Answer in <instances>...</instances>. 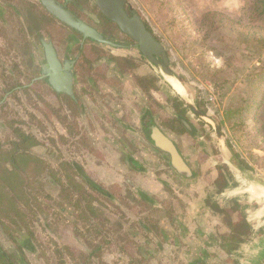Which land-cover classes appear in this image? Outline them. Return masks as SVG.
<instances>
[{
  "label": "rangeland",
  "instance_id": "1",
  "mask_svg": "<svg viewBox=\"0 0 264 264\" xmlns=\"http://www.w3.org/2000/svg\"><path fill=\"white\" fill-rule=\"evenodd\" d=\"M251 1L253 0H128L127 7L130 9L131 6V10L134 9L140 13L156 37L163 43L169 57L168 65L171 74L167 73L161 64L156 63L149 67L144 64L139 68V72L143 76L148 74L152 68L161 75L159 91L161 98H157V96L153 98L152 92L146 89L145 93H141L137 78L131 77L128 80L124 78L121 81L113 77L110 70L96 68L103 73H109L104 76L97 75V82L95 81L97 87L90 88L89 84L87 85L85 82L86 91L79 89L81 96L86 97L85 103L88 105L80 107L79 126L75 125L73 129L68 127L71 134L69 138L62 136V133L65 134L67 129L63 128L60 123L58 105L53 102L51 105L44 102L42 98L45 95H41L38 85L35 86V94L30 95L22 91L17 94V97L10 95L6 98V105L0 107V141L5 144V147H9L8 135L14 136L15 134L12 132L11 121H18L16 124H22L32 130L42 140L41 144L33 147V152L42 155L48 166L43 173L38 172L33 166L27 169L30 182L36 189L32 195L36 194L37 201L42 202L38 207L34 200V206L31 205L32 209L28 207L30 205L21 204L29 219L26 224L29 230L33 231V239L39 246L37 253H26L27 257L32 260L31 264H60V249H63L64 253H68L67 248H60L64 244L72 248L65 255L67 258H71V256L80 258V249L87 247L88 244L91 248L97 243L100 244V247L95 253V260L102 258L106 264H197L190 259L192 248L181 245L182 240L180 241L181 234L179 233H183L182 224L180 221L174 220L171 225L169 219L172 215L179 217L185 213L184 204L187 202L186 197L190 189L186 190L182 184H177L172 180L171 185L169 183L168 185L172 186L171 195L173 197L166 198L165 201L162 200V204H159L161 207L154 208L146 202H140L137 195L127 191L128 186L121 182V177L123 179L125 177L119 173L120 166L125 169V156L131 165L128 157L130 155L139 162H145L146 170L160 171L169 168L164 158L157 157L153 161L151 157H147L145 160L140 157L142 151L145 150L152 151L156 156L159 153L153 149L147 139L146 131L139 134L141 129L134 124V117L138 113L140 114L141 110L142 114L147 108L153 107L154 117L164 123V127L180 141L186 153L193 154L196 162L200 163L199 169L204 163L207 152L214 159L216 156L218 159L222 156L221 138L232 160L237 162L242 156H245L255 167L261 168L263 171L264 42L256 45L261 46L262 49H253L251 52L246 46L253 44L252 37L243 38L245 36L240 34L264 36V14L261 16L257 13L258 11L253 14L249 8ZM10 2L12 1L0 0L1 25L3 24L2 19L8 21L9 26L4 28L10 31L14 42V47L10 46L11 42H0V94L7 87V81L10 83L19 80L27 81L28 76L38 73L40 66L37 60L39 61L42 56L39 40L34 35L32 45L31 42L16 39L20 33L16 29L21 27V20L8 5L11 4ZM12 4L22 8L24 14L28 15L27 21L32 25V21H35L31 17L33 9L29 10L22 2L15 1ZM78 5L79 13L87 20L93 21L91 14L96 11L94 1L80 0ZM263 8L264 2H261L258 10L261 11ZM209 10L217 11L222 19L218 20L214 35L205 38L207 27L200 26L199 19ZM223 23H226L227 26H224ZM228 25L233 26L235 30ZM46 26L45 30L44 28L41 30V33L47 39L59 41V37L64 33L68 35L69 31L66 28L60 30L57 23L48 22ZM0 38L2 39L1 32ZM118 38L117 43L124 44L123 42L127 41ZM111 39L116 40L114 37ZM60 41L56 42L59 50L61 49L64 54L68 53L67 42ZM33 44L37 45V54L33 50ZM73 44L77 46L78 42ZM113 50L125 52L122 48H113ZM31 57L35 60L34 63L31 62ZM16 61L20 62L18 63L21 65L19 70L14 68ZM250 71L256 74L263 73V77L258 80L259 101L248 113L247 126H243L239 123L238 114L229 110L233 108L232 105H239L237 98L245 93L244 89L246 88L243 85V80L247 78L246 73ZM144 72L145 74H143ZM5 74L12 77L9 76L7 79ZM80 79L77 78L78 82ZM172 79L178 80L185 87L186 98L190 99L198 110L205 113L203 119L200 120L193 110L187 109L186 113L195 122L200 124L206 122L208 125L207 128L210 129L212 137L204 138L207 141L205 144H201L200 141L191 139V137L185 142L184 137L190 136L189 133L175 119L176 115L162 106V102H160L162 98L171 99L177 96L175 87L170 83ZM146 80L148 81V79ZM84 84L82 83L83 87ZM210 94L216 96L213 103L208 99ZM34 102L40 106H34ZM172 103L176 106L175 101L171 99ZM170 108L174 109L173 106ZM137 111L139 112L137 113ZM123 121L133 125L136 131L138 128L139 131H128L121 124ZM218 126L221 135L217 131ZM228 143L234 151L229 149ZM202 145H206L208 151ZM4 156L5 154L1 152L0 168L6 162L3 160ZM60 156L67 160H75L80 165L81 172L104 189L101 190L102 192L91 191L95 201L104 210V216L97 218L99 221L104 218L109 220L104 227L102 225V231H97L101 227L98 225L95 228L89 227L90 231L86 229L80 234L75 228L77 219L75 221L68 217L69 210L60 212L59 202L66 200L60 195ZM238 162L240 163V161ZM245 169L244 172L250 173V167ZM49 170L55 171L56 176L51 175ZM257 172L259 175L261 174L260 170ZM62 173L65 174L68 171L64 169ZM40 178L44 182L43 188L39 187L38 179ZM61 178L66 179L64 175ZM168 185L163 184L161 187L169 190ZM74 194L75 197L82 195L78 190ZM131 194L136 196L135 199L130 196ZM7 208V203L1 205L0 211L3 216L7 212ZM221 217L223 218V216ZM3 218L9 224L10 232H14L16 235L21 233L20 227L24 225V222L21 221L18 224L10 218ZM157 220L162 222L165 220L162 227L160 226L164 229V233H168L172 229L174 233H177V236L175 234L176 242L172 244L171 249L163 247L162 243L158 244L160 240H155L150 236V231L154 233V231L160 230ZM140 221H143L150 230H143L139 224ZM8 232L9 229L5 231L0 226V241L7 243L10 249H14L13 244H8L10 237ZM198 235L204 243L196 247L201 254V261L198 264H238L240 262L238 259H235L238 260L237 262L234 259L218 256L215 238L208 240L204 235L200 233ZM92 238H96L94 243L87 241ZM82 239L84 241L80 243ZM207 241H210L211 244L208 245ZM75 245L79 248H75ZM154 246L157 247L156 250H154ZM173 246L176 248L174 251ZM202 250L206 251L202 252ZM97 261L99 262V260ZM256 263L264 264V259L262 261L258 259ZM96 264L98 263L96 262Z\"/></svg>",
  "mask_w": 264,
  "mask_h": 264
},
{
  "label": "trees",
  "instance_id": "2",
  "mask_svg": "<svg viewBox=\"0 0 264 264\" xmlns=\"http://www.w3.org/2000/svg\"><path fill=\"white\" fill-rule=\"evenodd\" d=\"M10 1L12 2H10L11 4H8V5L12 9L13 13H15L19 18L20 17L23 18L25 14L22 11V8H18L15 6V4H12L15 1L25 3L29 10L31 8L33 9L34 12H38L37 14H35L36 23H39L44 26V24H46L50 20V17L48 15H46L42 10L38 9L37 3L33 0H10ZM261 2H264V0H253L249 3V8L251 12H253V14L256 13L257 11H258L257 13H259V15L261 16L264 14V8L261 11L258 10ZM94 8L96 9V12L99 14V17L103 19V21H107L109 24H111L112 26L111 30H115L118 27L116 23L109 20L101 12V10L99 9L96 3H95ZM129 11H131V6H130ZM221 19H222V16L215 10H209L206 13H204L203 16L200 17L199 25L202 27L203 26L207 27L206 35L204 36L205 38H208L214 35V32L217 29V22L218 20H221ZM2 22L3 24L1 25V21H0V32L2 34V40L3 42H11L10 46L14 47V42L12 41V36H11L10 31L4 28V27H8L9 23L7 20H4V19H2ZM20 24H21V27L16 29L17 31L20 32L18 36L16 37V39L20 41L29 40L30 38L28 37L27 31L25 28V25H27V23L25 21L23 22V20L21 19ZM223 24L224 26L225 25L227 26L226 23H223ZM146 25L152 31V29L149 27L147 22H146ZM228 26H231V25H228ZM230 28L235 30L233 26H231ZM240 34L241 36H245L243 38L252 37L251 42H253V44L252 45L248 44V46H246L251 52L253 51V49H258V50L262 49L261 46L258 47L256 45H258L261 42H264V36L256 35V34H252L250 36L248 34H243V33H240ZM128 38H129V42H134V40L131 37L128 36ZM132 54H135V53H132ZM129 62L130 61L128 60L126 64ZM20 67H21L20 64H18L17 62L14 63L15 69L19 70ZM122 70L127 71L128 68L123 67ZM246 75H247V78L243 80L244 81L243 85H245L244 87L246 88L244 89L245 93H243L240 96V98H237L239 100V105L236 106L234 104L232 105L233 108L229 110L230 112H234L235 114H238L239 123H241L243 126L244 125L247 126L248 113L251 111V109H253L254 105L257 104L256 102L259 101L258 100L259 99L258 98L259 96L258 80H260L263 77V73L256 74L255 72L250 71L246 73ZM9 76L11 75L5 74V78L8 79ZM144 80L142 81L143 86L149 89L152 85V82L151 83L147 82V80H145L144 82ZM30 81H31V78H29L27 82H23L19 80L17 82L10 83L7 81L6 82L7 87L3 90V93L0 94V107L6 105L7 103L6 98L9 97L10 95H15L17 97V94L22 91H26L27 93L28 91L30 92V89H32V86L28 85ZM40 81L43 82V79ZM57 96L58 97L56 98L60 100V95H57ZM171 99H168L165 97L162 98L161 100L162 106H165L166 109H168L170 112H173L176 115L175 119L177 120L178 119L177 115L185 114L187 109L190 108V106L187 101H185L183 98H181L178 95L173 98V101H175L176 106L173 105V103L171 104ZM74 105L76 109V105H77L76 101ZM171 106H173L174 109H171L170 108ZM14 122L16 123L17 121L16 120L11 121V126H12L11 128H12V132H15V134L14 136L9 137L7 140L9 147L8 146L5 147V144L0 141V154L1 152L2 154H5V156L3 157V160L6 161L4 166L0 168V208H1V205L4 203H7L8 205V208L6 210L7 212L4 214V216L1 214V211H0V226L5 231L9 229L8 233L10 237L8 238L9 240L8 244H13L14 249H10L7 243L6 244L1 243L0 241V264H31L32 260L27 257L26 253L27 252H30L32 254L37 253V251H39L38 250L39 246L33 239L34 237L33 231L29 230L26 224V222H29V219L26 217L25 210L23 207H21V204L27 205V206L30 205L28 207L32 209L31 205L34 206L33 204L34 200L36 202L35 205L38 207H40L39 204H41L42 202H40V200L39 202L37 201L38 198L36 194L32 195V192H34V190L36 189H34L35 186H33V184H31L30 182L27 169L33 166L34 169H36L38 172L43 173L46 171L48 166L45 161V158L33 152V147L41 144V141L38 139V137H36L34 133L27 132L21 126H15ZM160 126L162 130L165 131L164 123H161ZM228 146L230 150L234 151V149L229 143H228ZM160 150L164 156L166 153L170 155L169 152H166L162 149ZM233 161L237 165L240 164L239 165L240 167H244V168L250 167L244 159L240 158L238 160L240 161V163L237 161L239 164L235 160ZM169 165L171 166L170 162H169ZM223 165L216 166V170L214 173L212 172V176H211V178H214V183L218 185L219 189H223L224 187H226L228 183H230L231 180L233 179L232 173L228 169L227 171L220 170L223 167ZM79 167L80 165L76 163L74 160L60 159V165H59V168H60L59 182H60V190H61L60 195H62L63 199H66V200L59 202L60 212L69 210L68 211L69 215L68 214L67 215L68 217H71V220L76 221L77 219L75 228L80 234H82L81 232L83 230L87 229V231H90L89 227L95 228L98 225H101V227L97 231H102V225L104 227L105 223L108 222L109 220L104 218L102 221L101 220L99 221V218H97L99 216L100 217L104 216V213H103L104 210H102L101 209L102 207L99 206L98 202L95 201L96 199L94 198V195L92 194L91 191L96 190V191L102 192L101 190H104V189L101 186H99L97 182H95L93 179L88 177L85 173L81 172ZM224 168L226 169V165H224ZM64 169H66L68 173L63 174L62 170ZM49 172L53 176H56L57 174L53 170H49ZM63 175L66 178L65 180L61 178V176ZM185 180L187 183H193V184L196 183L195 182L196 178L195 179L185 178ZM38 181L40 182L39 187L43 188L44 182L42 181V179L40 178L38 179ZM176 182L177 184L179 183L182 184L178 180ZM77 190L80 191L82 195L75 197L74 193ZM192 193H193L192 195H194V201L198 203V201L202 199L203 195L201 194L200 190L196 188V186L193 187ZM139 194L140 196L139 197L137 196V198L139 199L140 202H147V203L151 202L150 197L142 193H139ZM130 196L131 197L133 196V198L135 199L133 194H131ZM110 198L113 199L112 197ZM85 199L87 200L86 202L84 201ZM189 205H191V203ZM196 205L197 204L192 205V209L193 208L194 209H193V212H191V214L193 213V215L199 213V208L198 207L195 208ZM239 206L240 205L235 203V205H233L232 207L228 209H223L224 222H228L230 229L224 232H220L219 235L216 236L217 238H215L216 243H219L221 247L223 246V250H224V253L222 254H220L219 250H217L218 252L217 251L216 252L219 254L218 256H222V257L230 259L231 257H229L228 255H230L231 251L235 248V246H237L238 242L242 241L249 233V224L245 220L243 214H238V216L235 219L232 217L233 211L234 212L240 211L241 207ZM3 217L10 218L12 221L18 224L21 221L24 222V225L20 227L21 233L16 235L14 234V232H10V226ZM140 226L142 227L143 230H146V231L149 230L147 226H144V225L142 226L141 224ZM103 231H104V228H103ZM180 237L184 243L189 244L192 248L190 259L193 260L194 263H199L201 261L200 260L201 254L197 250L196 247L198 245H202L201 239L199 237L198 238L194 237L193 238L194 244H192L193 241L190 238L186 237L185 234H183ZM95 239L96 238H92L91 240L88 239L87 241L94 243ZM82 241L84 240L82 239L80 243H82ZM63 247L68 249L67 250L68 253L72 249L71 247L70 249L69 246L66 244H64V246L61 245L60 248H63ZM99 247H100L99 243L94 244L93 246H91V248H89V244H88L87 247L80 249L81 250L80 258H76L75 256H71V258H67V256L65 255H67L68 253H64L63 249H60V264H96V262L98 264L100 263L106 264L105 261H103L104 259L102 258L97 259L99 260L100 263L97 260H95V253L97 252ZM75 248L78 249L79 247H76L75 245Z\"/></svg>",
  "mask_w": 264,
  "mask_h": 264
},
{
  "label": "crops",
  "instance_id": "3",
  "mask_svg": "<svg viewBox=\"0 0 264 264\" xmlns=\"http://www.w3.org/2000/svg\"><path fill=\"white\" fill-rule=\"evenodd\" d=\"M170 83L171 85H173L171 81ZM160 85L161 84L159 81L156 87L155 85H153L152 88L148 90L152 92L153 98L154 96H157V98H161L159 92L161 88ZM138 88L141 89V93H145V89H142L140 87ZM175 93H176L175 95L180 96L188 103H192L190 99L186 98L187 96L185 94L178 92L177 89ZM147 109L142 114H141L142 110L140 111V114L138 113L139 111H137L138 115L134 117L135 118L134 124L137 127H139V129H141V131H139L137 128L139 134L144 133L145 127L148 128L153 121L158 122V119L154 117V108L151 107L150 109L149 108ZM193 123L195 124L196 122L193 121ZM121 124L125 126L128 131L131 130L132 132H137L133 128V125H130L125 121L121 122ZM208 134L209 132L207 133V135ZM169 136H173V135H171L169 132ZM203 137H204L203 135L200 136L199 140L204 139ZM210 137H212V135ZM189 139L190 136L184 137L185 142H187V140ZM221 140L222 139L220 138V145H221L220 150L222 156H220L219 159L217 158L218 156H216V159H214L212 158L213 156H209L207 152V155L204 157V163H202L200 169L198 168L200 166V163L196 162L195 160L196 158H194L193 154L191 152L186 153L184 151L185 148H183L180 144V141H178V144H180L179 145L180 149L187 158L188 163H190V165L195 171L194 175L192 173H190V175L188 174L186 175V177H190V179L196 178V181L194 180L196 183L194 184L187 183L186 180L184 181L182 178L184 176H180L178 173H176L175 170L172 167H170L168 163V158L164 156L160 150L156 149V147L153 146H152L153 149H156L159 152L157 156L154 155L152 151L145 150L142 151L140 157H143L142 158L143 160H145L147 157L148 158L151 157L153 161H155L157 157L164 158L169 168L168 169L164 168L163 170L160 171L157 170L154 171L149 169L146 170L145 162L143 161L139 162V160H135L130 155H128L131 165H129L128 158L127 156H125V162H126V166H124L125 169H123V167L120 166L121 171L119 172L122 173V176L125 177V179L121 177V182L122 184L124 183L123 185L128 186L127 191H129V193H134L135 195L138 194L137 195L138 197L140 196L139 193H142L150 197L151 202L150 203L146 202V203L153 207L156 206L161 207L159 204H162V200L163 201L166 200L168 194H170L169 197H173V195H171L172 186H169L171 185L172 180L173 181L178 180L182 183V187H185L186 190L190 189L189 190L190 192L187 193V197H186L187 202L186 204H184L185 213H183L179 217H174L172 215L169 217V219L171 225L173 224L174 220H176V222L180 221V224H182L181 226L183 233L186 235V237L190 238L193 241L192 244H194L193 238L194 237L198 238L200 236L198 235V233L204 235L209 240L210 238L211 239L217 238L216 236H218L220 232L229 230L230 228L228 222H224L223 209H228L233 205H235V203H237L238 205H240L239 207H241L240 211L239 212L233 211L232 217L235 219L238 216V214H243L245 220L249 224V233L242 241L238 242L237 246H235V248L231 251L230 255L228 256L231 257L230 259H234V261L238 262L239 260L240 262H238V264L239 263L257 264L256 261H258V259L259 260L261 259V261L264 259V169L263 171L261 168L258 169L245 156L244 157L242 156L241 159H244L250 165V173L244 172L245 168L240 167L239 165L234 163L230 154H228L226 148L224 147L225 144L223 140L222 142ZM111 141L113 140L111 139ZM149 142L152 143L151 140H149ZM206 151H208V148ZM223 164L226 165V169L224 168ZM218 165H223V167L220 169L221 171H227L228 169L233 176L231 182L228 183V185L223 189H219L218 185L214 183V178H211L212 172L213 173L215 172L216 166ZM253 170L255 171L253 172ZM259 170L261 171L260 174L261 176L257 172ZM163 184H167L169 190H165L163 187H161ZM194 186H196V188L199 189L201 194L203 195L202 199L199 200L198 203L194 201V195H192ZM206 199L207 201L208 200L209 201L207 202ZM190 203L191 205H189ZM192 203L197 204L195 208L197 207L199 208L198 214L195 215H193V213L191 214V212H193L194 209V208L192 209V205H193ZM221 216H223V218ZM157 221L159 223L158 224L159 227L160 226L162 227V223L165 222V220L163 222L161 220H157ZM139 224H141L142 226L143 225L147 226L143 221H140ZM161 227L160 230L154 231V233L150 231V236H152L153 239L155 240L159 239L160 242L158 244L162 243L163 247H167L171 249L172 244L176 242L175 234L177 236V233L176 232L174 233L173 229L169 230L170 232L168 233H164L165 231ZM180 241H181V237H180ZM201 241L203 243V240ZM209 243L210 241H207L208 245ZM181 245L186 247H191L189 244L184 243L183 241ZM217 248L220 254L224 253L223 246L221 247L219 243H217ZM156 249L157 247L154 246V250ZM175 249L176 248L174 247L173 251ZM205 251L206 250L204 251L202 250V252Z\"/></svg>",
  "mask_w": 264,
  "mask_h": 264
},
{
  "label": "flooded vegetation",
  "instance_id": "4",
  "mask_svg": "<svg viewBox=\"0 0 264 264\" xmlns=\"http://www.w3.org/2000/svg\"><path fill=\"white\" fill-rule=\"evenodd\" d=\"M33 1H35L37 3L39 10H42L46 15H48L50 17V20L48 22H50L51 24L57 23L60 30L63 28H66L69 31L68 35L66 33L61 35L59 37V41H55L54 39L53 40L47 39V38L43 37V35L41 33V30H43V28L45 30L46 24H44V26H43L39 23H36L35 21H32V25H31V23L29 21H27L28 15L23 16L24 19L20 17L23 20V22L25 21L27 23V25H25V28H26L28 37L30 39L25 40V42L26 41L31 42V45H32V43H33L32 39H33V35H34L36 38H38L41 49H42V51H41L42 56H40L41 58H39V61L37 60V63L40 66V71L36 74L34 73V74H31L30 76H28V78H31V81L28 83V85L32 86V89H30V92L28 91V94H30V95L35 94V91H36L35 86L38 85V87H39L38 89H40L41 95H43V96L45 95V97H43L42 100L44 102L45 101L48 102L49 105H51L53 103L58 105L57 109L60 112V123L62 124L63 128L65 127L67 129V130H65L66 131L65 134L62 133L63 137H67V138L71 137V134L69 133L68 127L69 128L71 127L73 129L75 127V125L79 126V121H80L79 117L81 115L80 107H83L84 105H88L87 103H85L86 97L81 96L79 89L81 88L82 90L86 91V87H87L86 84L87 85L89 84L90 88L91 87H97V84H96L97 75L104 76V74L106 75L109 72H111L110 74L113 77H116L117 79H120L122 81L124 78L128 80V78H129L128 74H129V75H131L130 78L131 77L133 79L137 78V81H138L137 84L140 86V88L146 89L147 91L150 90L153 85H155V87H156L158 82L161 80V75L157 71H155L153 68H152V70H150L148 72V74H145V72H144L143 74H145V76L140 74L141 72H139L140 71L139 68L143 67L144 64L147 65L148 67L150 65L154 66L155 62H153L149 57H147L146 55H144L141 52L136 41L129 42L128 41L129 40L128 35L125 32H123L122 30H120L119 27H117L115 30H111L112 29L111 24H109L107 21H103V19H101L99 17V14L96 11L93 12V14H91V16L93 17V21H90V20H87L86 18H84L83 15H81L79 13L80 7H79L78 3L80 0H58V1L61 4H64L68 9H70L75 14V16L77 18L82 19V20L86 21L87 23H89L91 26H93L101 34V36L103 37L102 39H95L93 37L86 36L82 31H80V30H78V29H76L70 25H67L66 23L62 22L59 18H57L55 15L50 13V11L46 8V6L43 4V2L41 0H33ZM87 1H89V0H87ZM90 1H94V3H96L95 0H90ZM37 13L38 12H34V11L31 12L32 20L33 19L35 20V14H37ZM105 27H107V28H105ZM46 28L48 29L47 26H46ZM112 37L116 38V40L111 39ZM117 37L123 38L127 41H124L123 42L124 44H121L119 42L117 43L116 42ZM60 40H65L67 42V52L68 53L64 54L61 49L59 50L58 45H56V42H61ZM0 42H3V40L1 38H0ZM74 42H78V45L75 46V44H73ZM46 43H51L54 46L56 53L58 55V58L60 60V68L57 69L56 71H53L51 65L49 64V61L47 58ZM113 48H115V49H121L122 48L123 50H125V52L124 53H123V51L122 52H117V51L115 52L113 50ZM33 50H34L35 54H37V52H36L37 45L33 44ZM132 53H135V54H132ZM30 59H31L32 63L35 62V60L32 57ZM128 60L130 62L126 64V62ZM146 60H148V61L146 62ZM16 62L20 63L18 61H16ZM128 64H130V65H128ZM156 64H160V63H156ZM123 67L128 68V70L127 71L122 70ZM96 68H104V69L110 70V71L103 73L100 70L99 71L96 70ZM30 71L32 72V70H30ZM54 72H56V76L60 78L59 79L60 80V86H61L60 90L55 88V86L53 84H51V82H50V78L53 77ZM57 72L60 73V76L58 75ZM19 74H21V73L19 72ZM56 76H54V77H56ZM78 77L81 78L79 82L77 80ZM42 79H43V82L40 81ZM144 79L145 80L148 79L147 82H150V83L152 82V85L149 89H147L143 86L142 81ZM145 80H144V82H145ZM27 81H23V82H27ZM85 82H86V84H84ZM82 83L84 84V87H83ZM125 85H126V83H125ZM24 92H26V91H24ZM57 95H60V100L56 98V97H58ZM172 100H173V98H172ZM75 101L77 104L76 109H75V105H74ZM160 102H161V100H160ZM188 104L190 106V108L188 110H190V111L193 110L194 112H196V114H197L196 116L199 120L203 119L204 116L200 115L191 106L190 103H188ZM33 105L34 106H36V105L40 106V104L38 105L35 102ZM186 113H187V111H186ZM186 113L185 114H178L177 116H178L179 120L178 119L177 120L180 121L179 123L182 124V126L185 128L186 132L189 133L191 138H193L197 141H200L201 144H205L206 140L205 139L199 140V137L203 135L204 136L203 138L208 139L211 136L210 135V133H211L210 129L207 128L206 122L204 124H203V122L201 124L197 123V122L194 124L193 123L194 119H192L191 116L189 114H186ZM152 124H156V125L160 126L161 122L159 120H158V122L153 121L151 123V125ZM16 125L21 126L27 132L34 133L32 130L24 127L22 124L17 123ZM164 129H165V132L167 134H169V131L166 128H164ZM145 131L147 134V139L151 140V142H152L150 144L153 147H156V149L160 150V148L157 147L153 143L152 139L150 138L149 133H148V128L145 127ZM208 132H209V134L207 135ZM34 135L37 137V135L35 133H34ZM9 137H11V136L8 135V138ZM170 138H171L172 142L174 143L175 147L180 152V154H182V156H183L184 154L179 147L180 144H178V140L174 136H170ZM40 141H42V140H40ZM202 146L205 147L206 149L208 148V147H206V145H202ZM38 155H40V154H38ZM165 156L168 158V161H170V164H171L170 167H172L175 170V172L178 173L180 176H184V177H182L184 181H185V178L186 179L190 178V177H186L187 173H188V175H190V173H192L193 175L195 174L194 169L192 168L190 163H188L185 155L183 156V160L185 162V165L187 166V170H189V172L187 171V173L185 175L179 173L173 167V165L171 163V160H172L171 155L166 153ZM60 159H66V158H62L60 156ZM175 182H176V180H175ZM167 198H169V196H167ZM182 235H183V233H181V236ZM184 252L186 253V251H184Z\"/></svg>",
  "mask_w": 264,
  "mask_h": 264
},
{
  "label": "water",
  "instance_id": "5",
  "mask_svg": "<svg viewBox=\"0 0 264 264\" xmlns=\"http://www.w3.org/2000/svg\"><path fill=\"white\" fill-rule=\"evenodd\" d=\"M46 8L59 18L62 22L70 25L80 31L86 36L93 37L95 39H102L101 34L89 23L79 19L75 14L68 9L64 4H61L58 0H41ZM97 6L101 12L111 21L116 23L120 30L125 32L129 37L137 42L141 52L149 57L153 62L160 63L164 70L171 74L169 68V57L166 53L163 43L156 37V35L148 28L146 22L138 13V11L132 9L129 11L127 4L128 0H95ZM47 46V58L53 71L60 68V60L56 53L54 46L51 43H46ZM60 76V73L57 72ZM56 72L53 73V77L50 78L51 84L60 90V78L54 77ZM191 106L202 116L205 113L198 110L196 106L190 103ZM218 133H220L219 126L217 127ZM148 133L153 143L160 149L169 152L172 160L173 167L181 174L185 175L187 166L183 160L182 154L175 147L169 135L162 130V128L156 124H150L148 127ZM188 174V173H187Z\"/></svg>",
  "mask_w": 264,
  "mask_h": 264
},
{
  "label": "bare ground",
  "instance_id": "6",
  "mask_svg": "<svg viewBox=\"0 0 264 264\" xmlns=\"http://www.w3.org/2000/svg\"><path fill=\"white\" fill-rule=\"evenodd\" d=\"M172 83H173L174 87L178 90V92L184 94V87L178 80L172 79Z\"/></svg>",
  "mask_w": 264,
  "mask_h": 264
},
{
  "label": "built area",
  "instance_id": "7",
  "mask_svg": "<svg viewBox=\"0 0 264 264\" xmlns=\"http://www.w3.org/2000/svg\"><path fill=\"white\" fill-rule=\"evenodd\" d=\"M215 97H216V96H214L213 94H210V96H209V98H208V99H209V101H210V102H212V103H213V102H214V100H216V98H215Z\"/></svg>",
  "mask_w": 264,
  "mask_h": 264
}]
</instances>
